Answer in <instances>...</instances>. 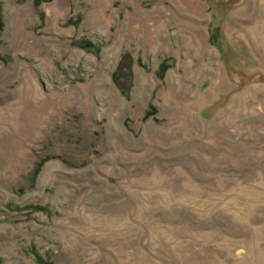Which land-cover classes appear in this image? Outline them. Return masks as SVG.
<instances>
[{
    "label": "rangeland",
    "instance_id": "obj_1",
    "mask_svg": "<svg viewBox=\"0 0 264 264\" xmlns=\"http://www.w3.org/2000/svg\"><path fill=\"white\" fill-rule=\"evenodd\" d=\"M0 5V264H264V0Z\"/></svg>",
    "mask_w": 264,
    "mask_h": 264
},
{
    "label": "trees",
    "instance_id": "obj_2",
    "mask_svg": "<svg viewBox=\"0 0 264 264\" xmlns=\"http://www.w3.org/2000/svg\"><path fill=\"white\" fill-rule=\"evenodd\" d=\"M4 27H5V22H4V18H3V12H2V7L0 5V60H3L4 59V56L1 52V48H2V41H1V35H2V32L4 30ZM83 46L86 48V49H90V50H94L95 52H99V48L93 46L91 44V42L89 41H85L83 43ZM152 111V110H151ZM149 114H153V112H148ZM42 208V207H41Z\"/></svg>",
    "mask_w": 264,
    "mask_h": 264
},
{
    "label": "flooded vegetation",
    "instance_id": "obj_3",
    "mask_svg": "<svg viewBox=\"0 0 264 264\" xmlns=\"http://www.w3.org/2000/svg\"><path fill=\"white\" fill-rule=\"evenodd\" d=\"M237 77H239V76H237ZM240 78V77H239Z\"/></svg>",
    "mask_w": 264,
    "mask_h": 264
}]
</instances>
